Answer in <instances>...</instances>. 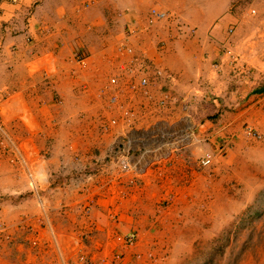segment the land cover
<instances>
[{
    "label": "crops",
    "instance_id": "1",
    "mask_svg": "<svg viewBox=\"0 0 264 264\" xmlns=\"http://www.w3.org/2000/svg\"><path fill=\"white\" fill-rule=\"evenodd\" d=\"M151 7L176 18L148 24ZM126 30L136 53L175 75L173 97L209 118L199 128L209 142L230 138L264 98V0H0V264H130L119 236L137 232L138 249L150 247L170 219L157 187L182 161L131 185L92 161L120 129L100 132L110 114L98 90Z\"/></svg>",
    "mask_w": 264,
    "mask_h": 264
},
{
    "label": "rangeland",
    "instance_id": "2",
    "mask_svg": "<svg viewBox=\"0 0 264 264\" xmlns=\"http://www.w3.org/2000/svg\"><path fill=\"white\" fill-rule=\"evenodd\" d=\"M251 105L230 138L203 140L173 154L169 162L177 158L183 165L173 181L158 184L156 201L160 217L170 219L161 223L150 247L138 249V237L127 245L119 236L133 254L130 264H264V98ZM191 112L198 123L209 119ZM223 143L228 146L221 150ZM205 150L212 160L201 167L198 157Z\"/></svg>",
    "mask_w": 264,
    "mask_h": 264
},
{
    "label": "built area",
    "instance_id": "3",
    "mask_svg": "<svg viewBox=\"0 0 264 264\" xmlns=\"http://www.w3.org/2000/svg\"><path fill=\"white\" fill-rule=\"evenodd\" d=\"M175 18L174 14L151 7L147 22L153 24L158 20ZM178 26L181 29L184 25L178 23ZM228 31L231 33L233 29ZM193 32L194 29H189V33ZM124 34L125 38L116 46L117 66L108 76L106 84L98 90V96L104 98L105 109L110 114L109 118L104 112L100 114V132L109 133L113 126H119L120 129L110 144L99 153H94L92 161L94 165L116 169L118 176L124 177L131 185L137 183L150 169L160 168L169 162L175 152L208 140V137L199 133L203 123L194 120L188 104L180 102L171 94L175 75L156 57L135 52V46L129 41L136 39V31L126 30ZM161 47L163 43L158 41L157 50L160 51ZM73 60L81 67L88 64L87 57L81 51L74 53ZM233 61H236L235 58ZM153 85L157 86V94L151 90ZM187 116L193 126L185 124ZM160 121L165 123L166 128L161 126ZM188 133L190 138L185 141ZM227 146V143L221 144V150ZM211 160V152L205 150L198 157V165L208 166ZM88 173L85 172V175ZM121 238L125 244L132 245L137 233H128Z\"/></svg>",
    "mask_w": 264,
    "mask_h": 264
},
{
    "label": "bare ground",
    "instance_id": "4",
    "mask_svg": "<svg viewBox=\"0 0 264 264\" xmlns=\"http://www.w3.org/2000/svg\"><path fill=\"white\" fill-rule=\"evenodd\" d=\"M181 108V107H180ZM180 108H178L180 110ZM185 124L189 125V126H193V123L189 120V117L187 116L186 117V121H185ZM190 138V133H188L186 136H185V141L189 140Z\"/></svg>",
    "mask_w": 264,
    "mask_h": 264
}]
</instances>
